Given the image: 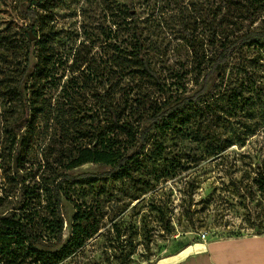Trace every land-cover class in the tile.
Listing matches in <instances>:
<instances>
[{
    "label": "rangeland",
    "instance_id": "obj_1",
    "mask_svg": "<svg viewBox=\"0 0 264 264\" xmlns=\"http://www.w3.org/2000/svg\"><path fill=\"white\" fill-rule=\"evenodd\" d=\"M206 1L0 0V195L12 194L14 201L34 197L41 178L55 167L78 176L62 184L65 223L57 248L71 235L76 205L94 216L97 231L62 264H159L203 243L202 233L206 241L264 234V198L254 182L258 170L264 174L260 45L242 46L226 63L210 89L215 96L199 104L207 107L209 120L205 113L190 115L150 136L127 175H107L110 167L103 163L71 170L58 163L66 164L80 146L94 145L90 115L96 111L106 122L95 96L107 90L118 98L127 82L117 50L133 41L131 18L123 19L127 11L161 81L175 93L191 95L199 88L202 75L193 69L184 31L199 56H214L201 22ZM28 7L36 9L34 17L26 14ZM48 57L52 61L45 64ZM129 84L160 97L145 77L135 75ZM22 97L38 100L32 105L40 112L23 118ZM12 122L27 137L19 147L5 131ZM77 129L88 136H75ZM17 173L23 182L14 178ZM39 231L46 234L43 226Z\"/></svg>",
    "mask_w": 264,
    "mask_h": 264
},
{
    "label": "trees",
    "instance_id": "obj_2",
    "mask_svg": "<svg viewBox=\"0 0 264 264\" xmlns=\"http://www.w3.org/2000/svg\"><path fill=\"white\" fill-rule=\"evenodd\" d=\"M36 6L39 5L36 3ZM25 12L30 17L36 15V9L29 7ZM127 12L123 19L131 18L133 41L130 47L124 44L117 46L121 78L127 82L121 88L118 98L107 90L95 96L100 100L99 107L106 115V122L102 124L96 111L90 115L91 135L96 141L92 146H80L77 154L68 159L66 164L58 160L65 170L85 163H103L110 167L107 175H127L129 164L137 160L150 136L167 132L175 120L182 123L190 115L201 116L205 113L206 120H209L207 107H199V104L215 96L210 89L215 81L221 78L222 69L239 48L257 44L264 49V26H253L256 22L264 24V0L206 1L201 13V22L208 28L207 45L214 49V56L207 59L205 53L199 56L189 31H184L196 64L193 69L202 75V80L198 83L199 88L191 95L175 93L173 85L167 87L151 67L144 53L142 32L135 24L136 18ZM29 26L33 28V25ZM28 37L30 38L29 34ZM41 47L45 49L44 43H41ZM51 61L48 57L45 64ZM135 75L153 81L160 97L149 91L136 89V84L135 87H129ZM43 80H47V75ZM34 92L36 99L42 96L38 89ZM37 101L22 97L23 118L28 119L32 111L40 112V109L37 110L32 105ZM5 131L11 134L13 144L17 147L27 140L21 126L16 122L6 125ZM87 134L86 130L81 129L75 132V136L80 138H86ZM77 177L59 172L55 167L47 178H41L36 191H32L34 197L14 201L12 194L0 195V264H62L83 247L86 240L97 231V223L91 213H86L81 206L76 205L70 226L71 235L57 248L62 241L65 223L61 212L62 184ZM14 178L20 182L24 181L18 173ZM254 182L264 198L262 171H257ZM23 188L26 195L27 189ZM42 226L45 227L46 234L39 231Z\"/></svg>",
    "mask_w": 264,
    "mask_h": 264
},
{
    "label": "crops",
    "instance_id": "obj_3",
    "mask_svg": "<svg viewBox=\"0 0 264 264\" xmlns=\"http://www.w3.org/2000/svg\"><path fill=\"white\" fill-rule=\"evenodd\" d=\"M159 264H264V234L205 240L184 255L171 257Z\"/></svg>",
    "mask_w": 264,
    "mask_h": 264
},
{
    "label": "water",
    "instance_id": "obj_4",
    "mask_svg": "<svg viewBox=\"0 0 264 264\" xmlns=\"http://www.w3.org/2000/svg\"><path fill=\"white\" fill-rule=\"evenodd\" d=\"M15 162H16V156L13 157V168H14V173L16 172Z\"/></svg>",
    "mask_w": 264,
    "mask_h": 264
},
{
    "label": "built area",
    "instance_id": "obj_5",
    "mask_svg": "<svg viewBox=\"0 0 264 264\" xmlns=\"http://www.w3.org/2000/svg\"><path fill=\"white\" fill-rule=\"evenodd\" d=\"M200 237H201V240H203V241L206 240V234H205V233H202V234L200 235Z\"/></svg>",
    "mask_w": 264,
    "mask_h": 264
}]
</instances>
